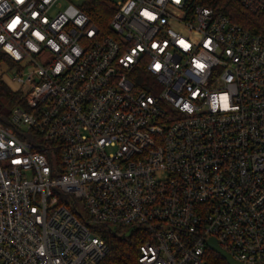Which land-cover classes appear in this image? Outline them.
Wrapping results in <instances>:
<instances>
[{"label": "built area", "instance_id": "built-area-1", "mask_svg": "<svg viewBox=\"0 0 264 264\" xmlns=\"http://www.w3.org/2000/svg\"><path fill=\"white\" fill-rule=\"evenodd\" d=\"M264 12V0H237ZM0 0V264H264V36L191 0ZM18 21L15 27H10Z\"/></svg>", "mask_w": 264, "mask_h": 264}, {"label": "trees", "instance_id": "trees-1", "mask_svg": "<svg viewBox=\"0 0 264 264\" xmlns=\"http://www.w3.org/2000/svg\"><path fill=\"white\" fill-rule=\"evenodd\" d=\"M210 6L227 15L232 21L242 25L252 32L264 36V12H256L245 8L237 0H191ZM115 7L106 0H88L85 12L102 33H110L109 19ZM8 58L0 53V63ZM15 98V93L0 78V100ZM97 231L108 245V251L99 264H138L139 245L145 236L141 227H123L98 225ZM212 264H227L226 261L213 250L209 251Z\"/></svg>", "mask_w": 264, "mask_h": 264}, {"label": "water", "instance_id": "water-1", "mask_svg": "<svg viewBox=\"0 0 264 264\" xmlns=\"http://www.w3.org/2000/svg\"><path fill=\"white\" fill-rule=\"evenodd\" d=\"M206 244L211 250L218 253L227 264H245L236 260L226 250H224L214 236L208 237L206 239Z\"/></svg>", "mask_w": 264, "mask_h": 264}, {"label": "rangeland", "instance_id": "rangeland-1", "mask_svg": "<svg viewBox=\"0 0 264 264\" xmlns=\"http://www.w3.org/2000/svg\"><path fill=\"white\" fill-rule=\"evenodd\" d=\"M112 5L116 3L117 0H106ZM13 105V102L10 99H3L0 100V114L8 115L11 111V107Z\"/></svg>", "mask_w": 264, "mask_h": 264}, {"label": "snow or ice", "instance_id": "snow-or-ice-1", "mask_svg": "<svg viewBox=\"0 0 264 264\" xmlns=\"http://www.w3.org/2000/svg\"><path fill=\"white\" fill-rule=\"evenodd\" d=\"M16 23H18V21H14L13 24L10 27H15Z\"/></svg>", "mask_w": 264, "mask_h": 264}]
</instances>
